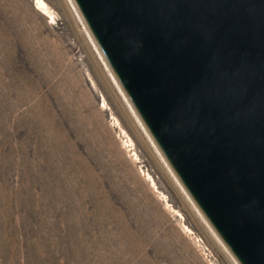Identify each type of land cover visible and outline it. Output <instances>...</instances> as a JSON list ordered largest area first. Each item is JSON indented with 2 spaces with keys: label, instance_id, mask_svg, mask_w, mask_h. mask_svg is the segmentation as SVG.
<instances>
[{
  "label": "rangeland",
  "instance_id": "374dc122",
  "mask_svg": "<svg viewBox=\"0 0 264 264\" xmlns=\"http://www.w3.org/2000/svg\"><path fill=\"white\" fill-rule=\"evenodd\" d=\"M42 1L0 0V264H239L75 0Z\"/></svg>",
  "mask_w": 264,
  "mask_h": 264
},
{
  "label": "water",
  "instance_id": "95a60500",
  "mask_svg": "<svg viewBox=\"0 0 264 264\" xmlns=\"http://www.w3.org/2000/svg\"><path fill=\"white\" fill-rule=\"evenodd\" d=\"M239 264H264V0H75Z\"/></svg>",
  "mask_w": 264,
  "mask_h": 264
},
{
  "label": "built area",
  "instance_id": "2783aa9c",
  "mask_svg": "<svg viewBox=\"0 0 264 264\" xmlns=\"http://www.w3.org/2000/svg\"><path fill=\"white\" fill-rule=\"evenodd\" d=\"M195 241L198 243V247L200 251L202 252V255L204 259L209 263V264H216L215 258L211 255L210 251L208 248L203 244V242L199 239H195Z\"/></svg>",
  "mask_w": 264,
  "mask_h": 264
},
{
  "label": "bare ground",
  "instance_id": "6f19581e",
  "mask_svg": "<svg viewBox=\"0 0 264 264\" xmlns=\"http://www.w3.org/2000/svg\"><path fill=\"white\" fill-rule=\"evenodd\" d=\"M37 1V5H39L40 8H43L44 10H46V5L42 0H36ZM71 4L72 1L70 0ZM43 13V12H42ZM44 14V13H43ZM179 183V182H178ZM188 229V228H187ZM215 235V234H214ZM232 256V255H231Z\"/></svg>",
  "mask_w": 264,
  "mask_h": 264
}]
</instances>
